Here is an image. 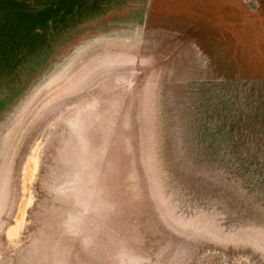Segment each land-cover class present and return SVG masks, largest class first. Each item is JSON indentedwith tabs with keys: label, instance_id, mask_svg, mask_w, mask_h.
I'll list each match as a JSON object with an SVG mask.
<instances>
[{
	"label": "rangeland",
	"instance_id": "1",
	"mask_svg": "<svg viewBox=\"0 0 264 264\" xmlns=\"http://www.w3.org/2000/svg\"><path fill=\"white\" fill-rule=\"evenodd\" d=\"M0 264H264V0H0Z\"/></svg>",
	"mask_w": 264,
	"mask_h": 264
}]
</instances>
